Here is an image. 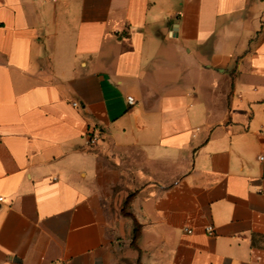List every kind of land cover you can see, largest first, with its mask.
Returning <instances> with one entry per match:
<instances>
[{"label":"crops","instance_id":"0c3cea01","mask_svg":"<svg viewBox=\"0 0 264 264\" xmlns=\"http://www.w3.org/2000/svg\"><path fill=\"white\" fill-rule=\"evenodd\" d=\"M261 156L264 0H0V264H264Z\"/></svg>","mask_w":264,"mask_h":264},{"label":"trees","instance_id":"16d2710c","mask_svg":"<svg viewBox=\"0 0 264 264\" xmlns=\"http://www.w3.org/2000/svg\"><path fill=\"white\" fill-rule=\"evenodd\" d=\"M132 197H133V194H130L128 196V198L126 199L125 201V204H124V214L127 215V216H130L133 218L134 220V228H133V240H132V245L134 247H138L137 246V241L141 235V225L135 220V217L133 216V214H131L129 211H128V208H129V205H130V202L132 200Z\"/></svg>","mask_w":264,"mask_h":264},{"label":"built area","instance_id":"2783aa9c","mask_svg":"<svg viewBox=\"0 0 264 264\" xmlns=\"http://www.w3.org/2000/svg\"><path fill=\"white\" fill-rule=\"evenodd\" d=\"M128 103L131 104V105H134L136 103L135 98L133 96H128ZM73 105L77 106V105H79V102H73ZM90 140H91V142H97L98 141V135L97 134H93ZM260 158L263 159L264 157L261 156ZM0 200H2L1 197H0ZM208 230L210 232H212L213 231V227L209 226Z\"/></svg>","mask_w":264,"mask_h":264}]
</instances>
